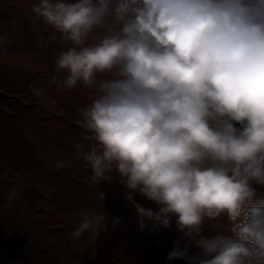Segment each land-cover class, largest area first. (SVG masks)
<instances>
[{"label":"clouds","instance_id":"9594fccd","mask_svg":"<svg viewBox=\"0 0 264 264\" xmlns=\"http://www.w3.org/2000/svg\"><path fill=\"white\" fill-rule=\"evenodd\" d=\"M32 11L71 45L50 83L93 92L81 110L93 143L78 153L91 180L119 182L141 230L175 217L168 260L264 264V0H38ZM79 217L73 243L95 241L105 212Z\"/></svg>","mask_w":264,"mask_h":264},{"label":"rangeland","instance_id":"374dc122","mask_svg":"<svg viewBox=\"0 0 264 264\" xmlns=\"http://www.w3.org/2000/svg\"><path fill=\"white\" fill-rule=\"evenodd\" d=\"M37 3L0 0V264H187L167 259L182 235L174 216L170 228L146 221L141 230L122 185L91 180L78 153L93 143L81 124L93 92L79 83L73 89L50 83L63 79L55 60L71 45L34 19ZM33 86L42 90L43 100ZM18 185L9 202V190ZM99 191L105 194L100 204ZM134 199L158 211L145 197ZM100 206L106 214L100 236L93 241L86 233L73 243L80 209L98 212ZM218 223L227 224V216ZM202 234L212 237L216 230L206 223Z\"/></svg>","mask_w":264,"mask_h":264}]
</instances>
